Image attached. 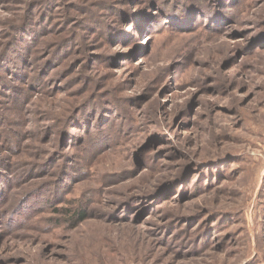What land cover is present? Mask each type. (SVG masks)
<instances>
[{
  "label": "rangeland",
  "instance_id": "374dc122",
  "mask_svg": "<svg viewBox=\"0 0 264 264\" xmlns=\"http://www.w3.org/2000/svg\"><path fill=\"white\" fill-rule=\"evenodd\" d=\"M204 1L0 0V264H264V0Z\"/></svg>",
  "mask_w": 264,
  "mask_h": 264
},
{
  "label": "trees",
  "instance_id": "16d2710c",
  "mask_svg": "<svg viewBox=\"0 0 264 264\" xmlns=\"http://www.w3.org/2000/svg\"><path fill=\"white\" fill-rule=\"evenodd\" d=\"M159 1H162V0H159ZM179 2L177 3V8H180V9H182L184 6L182 5V2L184 1V0H178ZM194 1H199V0H194ZM163 2H167V0H163ZM170 2H172V0H170ZM169 2V3H170ZM174 2V1H173ZM205 3H206V0L204 1ZM221 2H222V0H220L218 3H220L221 4ZM224 2V1H223ZM169 3H167L168 4V6L167 7H169ZM180 4V5H179ZM222 5V4H221ZM138 22V21H137ZM31 23L29 22L28 23V25H30ZM31 33V32H30ZM21 36V35H20ZM34 38V37H33ZM15 40V39H14ZM13 48H14V46H13ZM65 49H66V46L64 47ZM65 52H67V50H65ZM20 56L21 57H23L24 58V55L23 54H20ZM9 71L12 73V69L10 68L9 69ZM163 140H166L167 138H162ZM0 185H1V183H0ZM9 187V185H7V188ZM7 191H5V187L3 186H1L0 187V199L1 198H3L4 196H5V193H6ZM81 217H83V216H81Z\"/></svg>",
  "mask_w": 264,
  "mask_h": 264
}]
</instances>
